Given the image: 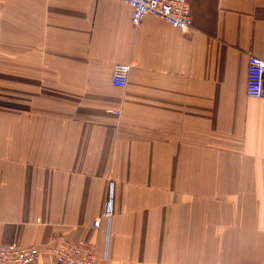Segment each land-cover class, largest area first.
<instances>
[{"label": "crops", "instance_id": "crops-1", "mask_svg": "<svg viewBox=\"0 0 264 264\" xmlns=\"http://www.w3.org/2000/svg\"><path fill=\"white\" fill-rule=\"evenodd\" d=\"M186 1L181 32L120 0H0V246L264 264V0Z\"/></svg>", "mask_w": 264, "mask_h": 264}, {"label": "built area", "instance_id": "built-area-1", "mask_svg": "<svg viewBox=\"0 0 264 264\" xmlns=\"http://www.w3.org/2000/svg\"><path fill=\"white\" fill-rule=\"evenodd\" d=\"M131 9V23L139 26L146 16H152L170 26L186 32L192 25L189 6L186 0H120ZM131 66L115 64L111 76L114 87L124 88ZM245 95L249 99H264V60L250 55L247 60ZM111 191L100 218L93 222L100 227L102 219L109 220L112 213ZM96 245L87 241H62L58 245L39 250L34 247H21L16 243L0 246V264H36L45 255L56 264H95Z\"/></svg>", "mask_w": 264, "mask_h": 264}]
</instances>
